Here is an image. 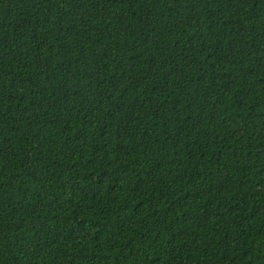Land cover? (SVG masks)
<instances>
[{"label":"trees","instance_id":"trees-1","mask_svg":"<svg viewBox=\"0 0 264 264\" xmlns=\"http://www.w3.org/2000/svg\"><path fill=\"white\" fill-rule=\"evenodd\" d=\"M0 264H264V0H0Z\"/></svg>","mask_w":264,"mask_h":264}]
</instances>
